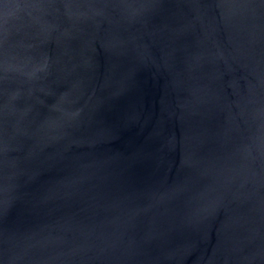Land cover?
<instances>
[{
  "label": "water",
  "instance_id": "obj_1",
  "mask_svg": "<svg viewBox=\"0 0 264 264\" xmlns=\"http://www.w3.org/2000/svg\"><path fill=\"white\" fill-rule=\"evenodd\" d=\"M0 264H264V0H0Z\"/></svg>",
  "mask_w": 264,
  "mask_h": 264
}]
</instances>
